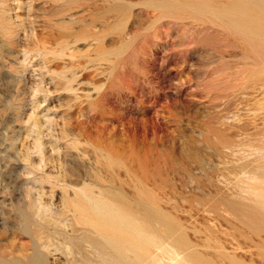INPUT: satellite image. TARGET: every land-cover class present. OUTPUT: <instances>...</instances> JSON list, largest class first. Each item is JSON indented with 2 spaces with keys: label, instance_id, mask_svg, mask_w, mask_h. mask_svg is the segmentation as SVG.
Returning a JSON list of instances; mask_svg holds the SVG:
<instances>
[{
  "label": "rangeland",
  "instance_id": "rangeland-1",
  "mask_svg": "<svg viewBox=\"0 0 264 264\" xmlns=\"http://www.w3.org/2000/svg\"><path fill=\"white\" fill-rule=\"evenodd\" d=\"M74 263L264 264V0H0V264Z\"/></svg>",
  "mask_w": 264,
  "mask_h": 264
},
{
  "label": "bare ground",
  "instance_id": "bare-ground-1",
  "mask_svg": "<svg viewBox=\"0 0 264 264\" xmlns=\"http://www.w3.org/2000/svg\"><path fill=\"white\" fill-rule=\"evenodd\" d=\"M31 26V25H30ZM25 36H27V37H29L30 39H32V40H37V39H35V34L33 33V31H32V27H31V29H30V32L28 31H25ZM28 39V38H27ZM45 65V64H44ZM44 68H46V67H44ZM31 117H33V116H31ZM31 120V119H30ZM35 123H36V121H35ZM36 125V124H35ZM37 127V126H36ZM36 129V128H35ZM37 133H35V135H36ZM38 134H40V133H38ZM49 134V133H48ZM39 136V135H38ZM38 139L40 140L41 138H40V136L38 137ZM52 140V139H51ZM58 140V139H57ZM43 141V140H42ZM39 142V141H38ZM41 143V142H40ZM42 144V143H41ZM39 145V144H38ZM46 145V144H45ZM44 146V145H43ZM39 147L41 148L42 146H40L39 145ZM43 148V147H42ZM43 150V149H42ZM101 151V150H100ZM40 155V154H39ZM44 156V155H43ZM44 160V159H43ZM46 164V163H45ZM37 190V189H36ZM30 194V193H29ZM99 194V193H98ZM31 195V194H30ZM38 196H36V198H37ZM29 198V197H28ZM31 198V197H30ZM35 198V199H36ZM39 198V197H38ZM35 199L34 200H31V201H35ZM41 200V199H40ZM30 201V202H31ZM36 201H38V199H36ZM35 201V202H36ZM43 203V202H42ZM35 204V203H34ZM34 204H33V206H34ZM31 205V204H30ZM37 205V204H36ZM39 205V204H38ZM48 206H49V204H48ZM38 207V206H37ZM50 208V207H49ZM38 209H39V213H42V214H46L47 213V211H48V209H47V207H45V206H42V205H39V207H38ZM23 213V212H22ZM36 213V212H35ZM23 215V214H22ZM31 215V214H30ZM35 215V214H34ZM40 215V214H39ZM32 216V215H31ZM45 216V215H44ZM48 216V215H47ZM36 217V216H35ZM43 222V221H42ZM23 230V229H22ZM61 230H62V228H61ZM59 231V230H58ZM71 231V230H70ZM65 232V231H64ZM68 232V231H67ZM61 234H62V232H60ZM64 234V233H63ZM70 235V234H69ZM110 235V234H109ZM40 236V235H39ZM53 236V235H52ZM36 237V236H35ZM112 237V236H111ZM46 238V237H45ZM38 239V238H37ZM46 240V239H45ZM40 241V240H39ZM38 242V241H37ZM36 242V243H37ZM67 243V242H66ZM66 243H64V244H66ZM37 245H39V244H37ZM40 246V245H39ZM44 246L46 247V248H48V245H46V244H44ZM67 246L68 247H70V244L68 245L67 244ZM42 247H43V245H42ZM99 247V246H98ZM97 247V248H98ZM38 248V247H37ZM100 248H102V247H100ZM42 250V249H41ZM50 250V249H49ZM45 251V250H44ZM69 251H71V250H69ZM95 254V253H94ZM174 255H175V257L176 258H178L179 256H180V253L179 252H176V251H174ZM37 256V255H36ZM94 259V258H93ZM73 261V260H72ZM100 261V260H99ZM75 264V263H74ZM171 264H173V263H171Z\"/></svg>",
  "mask_w": 264,
  "mask_h": 264
}]
</instances>
